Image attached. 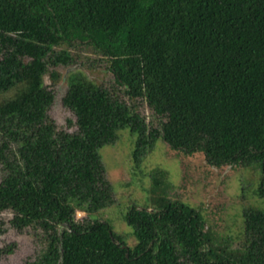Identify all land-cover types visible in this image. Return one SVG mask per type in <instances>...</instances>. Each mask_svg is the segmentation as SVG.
Returning a JSON list of instances; mask_svg holds the SVG:
<instances>
[{"label":"trees","instance_id":"obj_1","mask_svg":"<svg viewBox=\"0 0 264 264\" xmlns=\"http://www.w3.org/2000/svg\"><path fill=\"white\" fill-rule=\"evenodd\" d=\"M82 45L106 59L116 88L72 70L62 103L77 129L58 130L45 77L59 81L57 68L75 65L69 48ZM123 130L139 163L161 139L202 150L212 166L257 164L264 198V0H0V213L45 238L23 264H264V210H244L237 248L166 196L125 215L134 246L90 220L114 204L100 150ZM160 175L152 172L154 191Z\"/></svg>","mask_w":264,"mask_h":264},{"label":"rangeland","instance_id":"obj_2","mask_svg":"<svg viewBox=\"0 0 264 264\" xmlns=\"http://www.w3.org/2000/svg\"><path fill=\"white\" fill-rule=\"evenodd\" d=\"M62 49L64 47L57 48ZM69 50L75 59V65L57 68L62 74L61 79L54 83L47 75L45 84L55 96L49 111L50 117L58 130L74 132L77 129L74 125L75 116L62 103L68 89L69 73L80 70L102 86H116L106 59L90 46L82 45ZM135 104L147 123L160 128V119L146 101L138 99ZM69 121L72 122L71 125ZM134 151L135 138L129 130L119 132V140L113 146H104L100 150L107 178L113 186L114 204L102 212V218H90L106 220L118 234L127 238L129 246H134L136 240L126 224L125 215L134 206H151V198L166 196L199 212L204 219L205 231L210 232L215 242L233 248L242 243L244 210H264V198L256 193L262 177L257 164L212 166L207 163L202 150L190 154L172 150L161 139L140 163L136 161ZM154 171H161L162 174L156 191L153 190ZM3 175V164L0 163V182ZM12 219V212L0 213V221L3 223L0 248L8 249L12 246L11 253L0 257V264H23L27 260H34L45 243L40 231L27 228L20 232L11 226ZM76 220L84 222L89 218L84 213H78Z\"/></svg>","mask_w":264,"mask_h":264}]
</instances>
